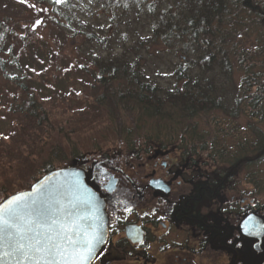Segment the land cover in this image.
Returning a JSON list of instances; mask_svg holds the SVG:
<instances>
[{
    "label": "trees",
    "instance_id": "16d2710c",
    "mask_svg": "<svg viewBox=\"0 0 264 264\" xmlns=\"http://www.w3.org/2000/svg\"><path fill=\"white\" fill-rule=\"evenodd\" d=\"M38 1L51 7L52 18L59 27L82 37L84 44L104 47L107 44L106 35L100 36L93 29L96 27L92 23V19L96 18V8H101L104 13L110 11L111 17L115 10L136 13L146 10L149 30L134 45L117 55H92L91 66H80L93 86L97 85L99 89L93 94L92 103L105 109L111 121H116L122 128L118 136L137 158L140 153L149 151H141L142 145L158 146L179 137L174 132L168 140L171 142L161 140L159 131L162 130V123L191 121L212 110L224 111L231 118L248 115L253 124L264 122V0H66L59 4L55 0ZM81 12L85 16L80 15ZM10 34H16L10 26V19L1 18L0 74L5 81L18 88V94H12L10 101L4 105V114L13 119L28 118L43 126L47 122L44 108L34 100L33 93L19 77L8 76V67L14 66L15 62L9 43ZM157 46L163 51L180 52L177 63L170 71L173 84L168 88L150 81L142 68L143 53L157 54L161 51ZM235 71L242 74L239 86L233 92L228 90L230 97L225 102L227 93L222 85ZM208 72H216L217 76L204 77V73ZM227 104H230L229 108ZM147 120L154 122L152 128L156 132L152 135L142 133ZM125 121L127 123L123 127ZM48 126L52 129V123ZM194 126L190 136L204 137L196 132ZM252 132L254 136L246 143V148V145L237 143L235 150L223 149L217 146V139L211 138L208 142H201L205 145L198 152L193 146L183 149L184 158H187L185 161L190 160L187 154L196 151L197 154L208 152L207 157L215 162H227V169H216L210 173L198 171L197 175L209 177L213 186L217 184L215 176L230 179L234 170L246 169V180L253 183L264 199V179L259 180L253 171L264 163V130L252 129ZM59 134L56 132L54 135L57 138L64 136L61 131ZM39 141V148L43 150L45 147L48 154L37 176L13 191L6 190L2 185L0 203L17 192L29 189L43 175L60 169L59 165L74 163L75 160H66L60 142H48L45 137ZM230 151L234 154H228ZM31 157H35L33 150L27 153L26 160H31ZM73 165L84 171L81 166ZM247 208L244 207L245 213ZM259 211L262 219L263 203H260Z\"/></svg>",
    "mask_w": 264,
    "mask_h": 264
},
{
    "label": "rangeland",
    "instance_id": "374dc122",
    "mask_svg": "<svg viewBox=\"0 0 264 264\" xmlns=\"http://www.w3.org/2000/svg\"><path fill=\"white\" fill-rule=\"evenodd\" d=\"M51 11L50 6L38 0H26L25 3L20 0H0V19H10V26L16 33L14 36L8 35L15 55L14 66L8 67V76L19 77L28 91L33 93L34 100L47 113V122L43 126L28 118L13 119L5 115L4 105L10 101L12 94H18V88L5 81L0 74V187L3 185L6 190L13 191L37 176V171L48 154L45 147L43 150L42 147L39 148V139L42 140L43 137L48 142H60L66 160H75L73 164L84 169L88 184L96 190V186L111 175L124 178L130 186L139 187V183L141 185V181L148 177L163 176L160 167L162 161L174 165L186 160L183 149L193 146L198 152L205 145L201 142H208L212 138L217 139L216 144L220 148L235 150L237 143L246 145L252 140V129L264 130V122L253 124L248 115L241 114L231 118L224 111L212 110L191 121L162 123V130L159 131L162 134L161 140L171 142L168 140L174 132L179 137L173 138L171 143L158 146L144 144L140 150L149 151L140 153L137 158L130 151L131 148L126 147L122 137L118 136L122 133V128L118 127L116 121H111L105 109L97 105L95 107L92 103L91 98L99 89L97 85L93 86L80 66H91L92 55H117L134 45L149 30L146 10L138 13L115 10L111 17L110 11L104 13L101 8H96V18L92 19L96 29H93L100 36L106 35V47L84 44L82 37L59 27L54 22ZM80 15L85 16L83 12ZM37 19L41 22L39 25L35 24ZM157 48L161 51L154 55L142 52V68L150 81L168 88L173 84L170 71L177 63L180 52L163 51L160 46ZM210 76L216 77L217 73H204V77ZM241 76L240 72L235 71L228 81L222 80L227 93L225 102L230 97L228 90L233 92L238 88ZM227 105L229 108L230 104ZM50 123L52 129L48 126ZM126 123L127 121L123 122V127ZM145 123L142 133L154 134V122L147 120ZM192 126L204 137H191ZM60 131L64 136L57 138L54 134L57 132L60 135ZM32 150L35 157L26 160L27 153ZM196 151L186 157L195 161L197 173L227 169V162H215L207 157L208 152L197 154ZM228 154L233 155L234 152L230 151ZM73 164H61L59 167L72 168L75 167ZM253 171L259 180L264 179V163L253 168ZM247 172L242 168L233 171L234 179L228 183L227 198L230 201V197L234 195L238 201L244 196L245 206L249 207L248 203L252 201L250 207L258 208L260 203L264 204V199L253 183L246 180ZM212 208H215L214 205ZM229 217L233 223H238L240 219L231 214ZM262 219L264 222V217ZM263 260L261 259L260 264H264Z\"/></svg>",
    "mask_w": 264,
    "mask_h": 264
},
{
    "label": "flooded vegetation",
    "instance_id": "af4514ba",
    "mask_svg": "<svg viewBox=\"0 0 264 264\" xmlns=\"http://www.w3.org/2000/svg\"><path fill=\"white\" fill-rule=\"evenodd\" d=\"M160 167L163 176L136 188L113 175L112 191L104 188L110 176L96 186L105 232L91 264H260L264 222L252 201L244 212V196L228 200L227 180L234 177L215 176L213 186L197 175L194 160ZM159 179L164 185L156 190L150 181Z\"/></svg>",
    "mask_w": 264,
    "mask_h": 264
},
{
    "label": "snow or ice",
    "instance_id": "6c2138e0",
    "mask_svg": "<svg viewBox=\"0 0 264 264\" xmlns=\"http://www.w3.org/2000/svg\"><path fill=\"white\" fill-rule=\"evenodd\" d=\"M62 2L66 0H55ZM79 202L89 205V217L76 215L62 197L52 199V190L41 182L0 203V264H90L103 237L97 228H82V221L95 218V205L90 199Z\"/></svg>",
    "mask_w": 264,
    "mask_h": 264
},
{
    "label": "water",
    "instance_id": "95a60500",
    "mask_svg": "<svg viewBox=\"0 0 264 264\" xmlns=\"http://www.w3.org/2000/svg\"><path fill=\"white\" fill-rule=\"evenodd\" d=\"M41 182H44L46 189L52 190V199L62 197L63 202L68 205L69 209L73 210L78 216L89 217L91 215L89 205L79 202L90 199L91 202L95 205V218L85 219L81 222V226L82 228L87 229L89 231H91L92 228H97L99 235L103 237L105 232L103 207L99 201L96 190L88 184L84 175V171L82 169L75 167L55 169L43 175L40 179L33 183L29 189L17 192L15 194L30 192L34 185L36 187H39ZM115 182L116 179L113 176H110L106 186L104 187L105 190L108 192L112 191ZM150 185L154 189L160 190L162 189L164 182L160 179L152 180L150 181ZM11 196L7 197L6 199L10 198ZM77 197L79 198V201H77ZM6 199H4L2 202H4ZM69 201H72V204H69ZM73 204L75 205L74 208L72 206ZM101 242L102 240L95 244L90 264Z\"/></svg>",
    "mask_w": 264,
    "mask_h": 264
}]
</instances>
